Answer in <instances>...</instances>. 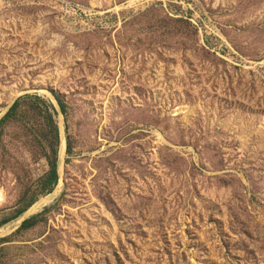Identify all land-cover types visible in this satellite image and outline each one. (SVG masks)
Returning <instances> with one entry per match:
<instances>
[{"label": "rangeland", "instance_id": "obj_1", "mask_svg": "<svg viewBox=\"0 0 264 264\" xmlns=\"http://www.w3.org/2000/svg\"><path fill=\"white\" fill-rule=\"evenodd\" d=\"M0 264H264V0H0Z\"/></svg>", "mask_w": 264, "mask_h": 264}, {"label": "trees", "instance_id": "obj_2", "mask_svg": "<svg viewBox=\"0 0 264 264\" xmlns=\"http://www.w3.org/2000/svg\"><path fill=\"white\" fill-rule=\"evenodd\" d=\"M60 106H61V109H62V104L59 102ZM55 158L52 154V157L51 159L49 160L48 162V166H49V169H48V172L46 174V179H45V182L47 185H51L53 186L55 183H56V180H57V175H56V170H55ZM27 225V222H23L22 226H26Z\"/></svg>", "mask_w": 264, "mask_h": 264}, {"label": "bare ground", "instance_id": "obj_3", "mask_svg": "<svg viewBox=\"0 0 264 264\" xmlns=\"http://www.w3.org/2000/svg\"><path fill=\"white\" fill-rule=\"evenodd\" d=\"M61 138V137H60ZM62 139V138H61ZM61 141V140H60ZM63 142V141H62ZM61 153H62V145H60V156H61ZM43 201L42 202H45L44 199H42ZM36 201V200H35ZM39 203L33 205L27 212L30 213L32 211H34L36 209V207L38 206ZM42 208V207H41ZM35 212V211H34Z\"/></svg>", "mask_w": 264, "mask_h": 264}]
</instances>
